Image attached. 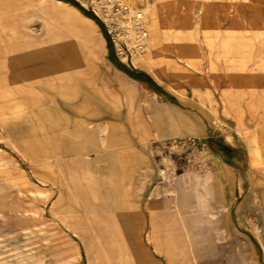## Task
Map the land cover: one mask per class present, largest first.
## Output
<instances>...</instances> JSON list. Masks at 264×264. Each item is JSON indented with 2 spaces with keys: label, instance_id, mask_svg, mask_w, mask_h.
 Masks as SVG:
<instances>
[{
  "label": "rangeland",
  "instance_id": "obj_1",
  "mask_svg": "<svg viewBox=\"0 0 264 264\" xmlns=\"http://www.w3.org/2000/svg\"><path fill=\"white\" fill-rule=\"evenodd\" d=\"M76 1L100 23L62 0H0L6 42L26 43L30 52H23L46 65L21 69L15 93L0 86V195L60 182L61 152L68 150L62 136L72 133L59 128L141 108L148 130L159 123L165 135L150 138L148 150L164 157L165 171L180 183L179 238L156 243L146 233L156 263L264 264V132L251 108L259 98L264 110V0ZM109 29L122 59L148 72L158 89L113 74ZM249 133L254 149L243 141ZM20 226L28 241L0 255V264L26 257L46 264L35 255L44 226ZM70 253L52 264H78ZM89 253L85 245L80 264ZM99 256L97 264H112L104 251Z\"/></svg>",
  "mask_w": 264,
  "mask_h": 264
},
{
  "label": "crops",
  "instance_id": "obj_2",
  "mask_svg": "<svg viewBox=\"0 0 264 264\" xmlns=\"http://www.w3.org/2000/svg\"><path fill=\"white\" fill-rule=\"evenodd\" d=\"M62 1L86 15L75 4ZM2 18L0 86L7 84L15 93L21 69L46 65L38 67V60L27 54L30 51L26 48L30 46L26 43L6 42ZM106 40L109 67L114 75L147 89H158L159 83L148 72L130 67L116 45L109 38ZM36 73L35 70L33 74ZM259 101L251 100L253 124L264 132V110ZM88 110L91 116L101 114L96 109ZM123 110H112L114 118L104 121L105 124H77L71 130L59 128L63 133H72L62 136L68 150L61 152L59 183L0 195V255L28 241L21 233V220L28 223L29 232L38 225L44 226V246L35 255L42 256L46 264H52L60 255L67 259L70 252L75 253L80 264L84 261L85 245L90 251L87 264H97L102 251L112 264H157V258L149 252L146 233L156 243H175L181 228L180 183L173 173L165 171L164 157L152 156L147 147L150 138L164 137V131L158 123L151 133L147 113L141 108ZM246 140L247 145L252 142L254 149V135L249 133L243 138ZM259 140L263 144L264 137ZM222 147L230 155V146ZM253 154L256 159L255 151ZM38 188L47 192L45 198L36 193ZM20 212L27 213L21 216ZM166 235L167 241L162 238ZM26 259L27 263L18 264L32 263L30 257Z\"/></svg>",
  "mask_w": 264,
  "mask_h": 264
},
{
  "label": "trees",
  "instance_id": "obj_3",
  "mask_svg": "<svg viewBox=\"0 0 264 264\" xmlns=\"http://www.w3.org/2000/svg\"><path fill=\"white\" fill-rule=\"evenodd\" d=\"M73 4H75L76 6H78L86 15H88L89 17L93 18L94 20H96L98 23H100V19L99 17L94 14L92 11H87L82 5H80L77 1L75 0H67Z\"/></svg>",
  "mask_w": 264,
  "mask_h": 264
},
{
  "label": "built area",
  "instance_id": "obj_4",
  "mask_svg": "<svg viewBox=\"0 0 264 264\" xmlns=\"http://www.w3.org/2000/svg\"><path fill=\"white\" fill-rule=\"evenodd\" d=\"M140 14H141V13H138V18H141ZM113 32H114V31H111V30L109 29V35H110L111 41H112V43H114V44L116 45L117 39L115 38V35H114ZM142 33H143V36H147V35H148L147 32H142ZM143 46H144V45H140V48H142ZM118 53H119V51H118Z\"/></svg>",
  "mask_w": 264,
  "mask_h": 264
}]
</instances>
